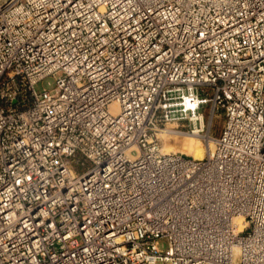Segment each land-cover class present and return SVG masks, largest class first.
I'll list each match as a JSON object with an SVG mask.
<instances>
[{
  "label": "built area",
  "instance_id": "built-area-1",
  "mask_svg": "<svg viewBox=\"0 0 264 264\" xmlns=\"http://www.w3.org/2000/svg\"><path fill=\"white\" fill-rule=\"evenodd\" d=\"M0 264H264V0H0Z\"/></svg>",
  "mask_w": 264,
  "mask_h": 264
},
{
  "label": "rangeland",
  "instance_id": "rangeland-1",
  "mask_svg": "<svg viewBox=\"0 0 264 264\" xmlns=\"http://www.w3.org/2000/svg\"><path fill=\"white\" fill-rule=\"evenodd\" d=\"M55 83L54 76H47L43 80L37 82L35 84V88L37 91H41L43 88H51ZM208 109V108H207ZM224 122V113L221 109L214 112V114H210L208 110L204 111V127L201 130L200 124L196 122L193 124L188 120H184L182 122H168L166 126L162 127V130L157 133V137L159 139L162 150L164 151H177L182 153H187L192 156L193 153L187 148L188 138L192 134H196L199 136L207 146H211L212 139L210 137H215L219 134V131ZM175 130L177 131V136H168L161 137L160 133L163 130ZM190 135V136H189ZM210 148V147H208ZM189 149V150H188ZM208 150V149H207ZM206 152H204L205 155ZM161 247H166V242L161 241Z\"/></svg>",
  "mask_w": 264,
  "mask_h": 264
},
{
  "label": "bare ground",
  "instance_id": "bare-ground-1",
  "mask_svg": "<svg viewBox=\"0 0 264 264\" xmlns=\"http://www.w3.org/2000/svg\"><path fill=\"white\" fill-rule=\"evenodd\" d=\"M185 101L187 104H191L190 101H188V100H185ZM115 104L116 103L113 102L111 105H115ZM160 135H161V137H168V136H173V135L177 136L178 134H177V131H175V130L167 129V130H163L160 133ZM186 145H187V148H189L190 151L193 153L194 157H202V156H204V152L207 151L208 147L213 146V142L212 143L210 142L211 146H207L206 143H204L199 136H197L196 134H192L188 138Z\"/></svg>",
  "mask_w": 264,
  "mask_h": 264
}]
</instances>
